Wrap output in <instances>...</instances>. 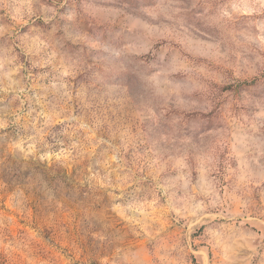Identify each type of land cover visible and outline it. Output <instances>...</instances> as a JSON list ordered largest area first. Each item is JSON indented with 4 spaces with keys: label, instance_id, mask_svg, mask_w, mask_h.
<instances>
[{
    "label": "clouds",
    "instance_id": "obj_1",
    "mask_svg": "<svg viewBox=\"0 0 264 264\" xmlns=\"http://www.w3.org/2000/svg\"><path fill=\"white\" fill-rule=\"evenodd\" d=\"M5 174L87 182L80 264H190L200 228L204 264H264V0H0Z\"/></svg>",
    "mask_w": 264,
    "mask_h": 264
},
{
    "label": "rangeland",
    "instance_id": "obj_2",
    "mask_svg": "<svg viewBox=\"0 0 264 264\" xmlns=\"http://www.w3.org/2000/svg\"><path fill=\"white\" fill-rule=\"evenodd\" d=\"M87 171L84 168V172ZM3 180L0 184V230L30 240L32 252L31 255L24 253L26 264H80L86 256L85 248L92 246L91 221L93 212L98 210V205L89 199L92 193L87 182L61 188L55 178L46 176L21 178L5 174ZM141 203V211L131 216L126 212L134 209L125 210L117 205L113 210L115 226L123 227L129 219L134 222L145 210L158 211V202L150 197L147 204ZM246 227L258 231L252 225ZM202 234L203 228L191 234V251L187 257L190 264H204L211 259V253L205 251L206 245L200 240Z\"/></svg>",
    "mask_w": 264,
    "mask_h": 264
}]
</instances>
